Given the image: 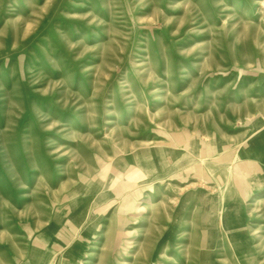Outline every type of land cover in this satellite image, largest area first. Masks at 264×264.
<instances>
[{"label":"rangeland","instance_id":"rangeland-1","mask_svg":"<svg viewBox=\"0 0 264 264\" xmlns=\"http://www.w3.org/2000/svg\"><path fill=\"white\" fill-rule=\"evenodd\" d=\"M0 264H264V0H0Z\"/></svg>","mask_w":264,"mask_h":264},{"label":"bare ground","instance_id":"bare-ground-1","mask_svg":"<svg viewBox=\"0 0 264 264\" xmlns=\"http://www.w3.org/2000/svg\"><path fill=\"white\" fill-rule=\"evenodd\" d=\"M246 259V258H245ZM252 259V258H251ZM248 261V260H247ZM252 261V260H251ZM246 263V262H245Z\"/></svg>","mask_w":264,"mask_h":264}]
</instances>
